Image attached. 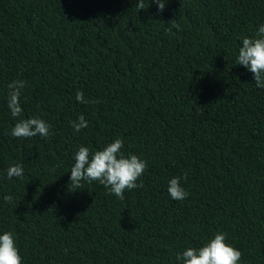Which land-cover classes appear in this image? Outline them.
Wrapping results in <instances>:
<instances>
[{"label":"trees","instance_id":"1","mask_svg":"<svg viewBox=\"0 0 264 264\" xmlns=\"http://www.w3.org/2000/svg\"><path fill=\"white\" fill-rule=\"evenodd\" d=\"M138 3L0 0V234H14L21 264H182L216 232L240 264H264V88L236 64L264 0ZM14 80L25 82L17 118ZM80 115L88 127L75 132ZM30 117L51 135L13 137ZM117 137L147 162L143 186L124 200L98 181L71 190L79 146ZM14 164L24 175L8 179ZM172 177L184 200L169 196Z\"/></svg>","mask_w":264,"mask_h":264},{"label":"clouds","instance_id":"2","mask_svg":"<svg viewBox=\"0 0 264 264\" xmlns=\"http://www.w3.org/2000/svg\"><path fill=\"white\" fill-rule=\"evenodd\" d=\"M157 10L162 12L165 0H152ZM137 9H145L144 0H139ZM172 27L180 29V25L173 21ZM236 64L243 65L254 78L258 88H264V24H261L253 36L242 38L238 49ZM8 108L12 117L22 116L23 109L20 103L22 91L25 88L23 80H14L9 85ZM75 98L80 103H88L84 93L77 91ZM88 127L84 115L72 122V128L79 132ZM51 125L38 117L20 118L11 129V135L16 138H30L40 136L47 138L51 135ZM124 141L119 137L107 143L102 149L90 151L86 146H79L74 153V164L70 169L71 190L83 188L81 181H98L120 200L125 199V190L142 187L137 180L144 174L147 162L136 154L123 152ZM24 170L22 165H10L7 169V178H22ZM167 192L173 200H184L188 192L181 185V177H172L168 181ZM4 200L12 203L10 195ZM241 252L232 244L226 242V233L216 232L201 247H188L177 254L176 259L182 264H240ZM0 264H21V256L16 239L11 231L0 234Z\"/></svg>","mask_w":264,"mask_h":264}]
</instances>
